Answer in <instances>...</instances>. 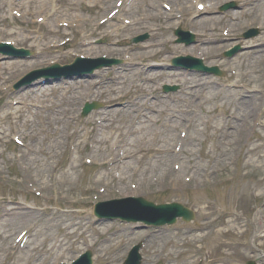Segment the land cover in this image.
Segmentation results:
<instances>
[{"label":"rangeland","instance_id":"374dc122","mask_svg":"<svg viewBox=\"0 0 264 264\" xmlns=\"http://www.w3.org/2000/svg\"><path fill=\"white\" fill-rule=\"evenodd\" d=\"M121 1H124L123 7L127 6L128 13L118 14L114 19L108 20V16L117 11V5ZM226 1L223 0L224 3L218 5L212 14H199L192 0H156L155 10L149 8L152 0H0V42L16 43L18 48L31 50L37 55L27 61L2 60L0 57V264H52L61 249H66L65 261L70 263L78 255L91 251L93 264H122L130 248L139 243L143 246L140 251L142 264H247L249 261L264 264V56L260 65L256 61V64L251 62V66L248 65L250 59L240 57L248 52L247 42H264V10L259 9L253 14L259 19L257 21L249 15L242 19L238 24L241 27H238L235 35L231 33L228 36L224 27L230 24V17L225 16L239 12L242 8L237 4L233 11L221 14L220 7ZM228 1L233 3V0ZM166 6L172 11L168 12ZM171 12L174 17L160 20L161 16H168ZM146 14H154L158 18L150 21L145 19ZM76 16L80 17L82 22L73 19ZM201 17L213 18L216 25L210 27L214 33L210 32V35L205 31L204 35L222 40L218 44L222 48L208 56L205 62L210 67L218 66L224 76H197L206 83L213 82L214 91L206 92V96L217 92L219 98L216 101L203 103L198 98L192 99L186 92H180L179 81H166L167 76L157 78L152 84L144 83L148 89L145 92L135 85L136 82L143 83L139 78L133 77L135 70L130 72L128 78L126 73H119L115 69L96 74L99 83H110L111 86L112 79L118 75L121 81L125 82L115 88L129 93L121 99L119 97L122 94L117 92L113 96L119 98L117 100L113 99L109 86L100 85L101 91H97L96 97L90 91L85 92L84 88L88 85L86 81H90L88 77H82L80 81L55 82L48 86L64 89L69 83L68 85H75V91L78 93H75L78 101L66 106L67 132L61 137L59 146L55 145L54 137L48 138L49 130L43 124L45 116L51 113L48 110L51 101L56 97L46 98L45 108L34 111L38 112V116L28 115V108L23 104H12L15 98H21L20 94L13 92V84L29 72L48 66L52 61L59 60L60 65H67L71 64L75 57L91 55L92 58L119 59L127 65L124 67L126 70L134 69L131 63L125 62V57L128 58L125 54L129 53L135 57L144 50L142 47L146 43V46L153 47L155 43L159 44V41L168 39L164 46L159 44L158 48L149 51L151 55H157L149 62V66L154 67L163 58H170L168 64L171 67L176 52H165V47L186 48L183 44H177L175 30L193 32L196 34L197 44L202 37V30L193 28L191 20L197 23ZM58 20L66 21L64 23L68 27L59 26L62 23ZM105 20L108 22L103 24ZM251 29H258L256 37L244 39V34ZM153 30H158L156 34L159 39L151 38ZM145 34H148L145 44L132 45V38ZM124 39L126 43H123ZM52 40L67 45L57 50L48 49V54L41 53V47L45 48ZM82 41L92 43L83 46L80 44ZM134 46L138 50L133 51ZM235 46H241L245 50L231 60L224 58V53ZM89 47L94 51L87 52ZM196 50L198 48L193 51ZM160 51L164 53L161 54ZM178 56L180 53H177ZM160 66L164 67L162 70H167V67ZM230 68L236 71L238 87L248 85V90L255 89V98H252L251 94H243L238 87H225L232 77ZM167 71L170 73L172 70ZM11 72L14 75L3 86L2 78H9ZM161 72L163 71H156ZM173 74L177 72L174 71ZM195 82L196 79L192 83L193 86L196 85ZM165 84L178 85L180 89L165 95L162 90ZM40 87L33 88L34 92H38ZM195 90L194 88L193 91ZM134 95L135 99L138 97L136 100ZM199 95L200 93H197V96ZM240 96L244 99L241 100ZM161 100L163 101L160 102ZM91 101L104 105L113 101L116 104L111 108L104 107L102 112L119 109L121 104L127 101H141L144 109L148 110L146 114L157 118L158 131H163L161 123L165 127L166 124H171L172 127L178 125V119L175 117L182 114L181 110H187L189 116L180 123L175 136L179 141L180 132L184 129L186 120L190 118L196 126L188 129L187 138L194 142L184 145L179 159L166 162L157 172H144L141 175V185L137 178L127 179L124 181L126 189H123V185H119L120 178L114 175L115 171L109 172V167L102 169L101 156H96L95 153L93 156L90 153L91 145L88 143L93 138L90 133L94 126L98 125L100 117L82 118L80 112L85 102ZM244 104L246 107H254L245 113L247 108L242 106ZM165 109L167 113L160 114ZM17 111L18 115H12V112ZM131 111L127 117H120L121 122L114 123V127L138 128L143 110L137 108L132 116ZM229 114L243 119L247 128L242 136L234 137V130L226 129L230 133L227 140L230 147L221 146L216 151L214 142L209 138L215 130L210 127L214 125L219 128L221 121L229 123L226 118ZM71 117L74 120H70ZM28 119L34 124L33 130L26 126ZM111 119L114 118L110 116L109 120ZM14 128H17L19 133L15 132ZM72 129L80 131L82 135L88 133V136L82 137L80 146L74 148V151L72 144L75 141L71 136L66 137ZM115 132L116 130L103 133L107 140L110 139V143L98 146L100 152H103L102 147L107 149L105 157L109 154L113 138L117 137ZM222 133L223 131L218 130L219 138ZM139 135L141 132L131 134L127 140ZM14 138H19L21 145L15 144ZM168 143L171 150L175 151L176 141L172 143L170 139ZM26 144L37 151L34 156L26 152ZM161 147L163 143L160 141L152 143L149 153L151 151L153 154V149L158 150ZM250 151L252 152L249 153ZM153 156L155 157V154ZM153 156L147 158V163L152 164L156 160ZM223 156L226 158L220 159ZM188 159H191L192 163L193 160L196 162L199 166L198 172H195L194 167L188 166ZM126 162L134 163V159L127 158ZM138 164L134 163L137 172L131 171L137 176L141 170ZM183 166L187 169L182 172ZM62 179H67L69 184L57 185L56 182ZM178 181L185 186L179 187ZM138 189L140 193L134 194ZM128 196L144 197L158 204L180 203L193 210L196 219L192 223L179 220L173 226L146 228L141 223L125 224L106 219L103 220L105 222H99L93 215V204L96 201ZM8 208H19L20 211L15 212L18 214L31 212V218L25 217L26 220L22 223L19 215L3 217L4 209ZM30 225L37 229L34 236L28 240L27 248L23 251L13 249L11 243L15 236L21 230L26 231ZM106 228H110L109 232ZM107 233L114 237L110 242L103 241ZM94 242H97L96 246ZM57 245L59 246L55 249Z\"/></svg>","mask_w":264,"mask_h":264},{"label":"bare ground","instance_id":"6f19581e","mask_svg":"<svg viewBox=\"0 0 264 264\" xmlns=\"http://www.w3.org/2000/svg\"><path fill=\"white\" fill-rule=\"evenodd\" d=\"M155 1L156 0H152L151 4L149 5V8L152 10H155V8L157 6ZM204 1H205V4H207V6L204 7V11H206V13H211V14L216 11L215 9H216L217 5H221L223 3V0H200L199 2L196 3V7L199 5H202V4L204 5V3H203ZM235 2H237V4L242 8V10L239 12H232V14L230 16H225V17H230L229 18L230 24L227 27L229 28V33L230 34L232 33L233 36L235 35L236 31L238 30V27H239L238 24L242 21V19L247 18L249 15L250 18L254 19V21H257L259 19L254 17L253 14H255L256 11L259 9L264 10V0H235ZM252 2H254V4H252ZM168 17H172V16L170 15V16H167V18ZM156 18H158V16H155L154 14H146L145 15V19H148L150 21H155ZM73 19H75L79 22H82L80 17L76 16V17H73ZM58 22L61 23L62 20L61 21L58 20ZM191 22L193 23V28L202 30L203 35L201 34L202 37L198 41V44L188 47L189 49L183 50L184 52H186L187 54H190V55H195L198 57L205 58V57H208L211 54H213V52H215V51L217 52L220 50V48H222V46L218 45L219 42H222V40L218 39L217 37L212 38L209 35H204L205 31L206 32L208 31L209 34H210V32L214 33L213 29L210 30V27L216 26L213 18L201 17L198 19L197 23H195L194 20H191ZM71 24H72V22H71ZM157 31L158 30L152 31L151 38H158V39L160 38L156 34ZM170 39L172 40V38H170ZM171 40H169L170 43H171ZM166 42H168V39L163 40V41H159V44L164 46V44ZM159 44L155 43V45L152 47L151 45L146 46L147 45V43H146L145 46L142 47L144 50H142L141 53H139L135 57H132V59H129V63L132 64L134 69H127L126 70L124 67H127V65H123L117 71L119 73H121V72L126 73L125 75L128 78L130 75V72L135 70L136 72H135V75H133V77L136 79L139 78L141 81H143L142 84H137V82H136L135 85L137 88L144 90L145 92H147L148 89L145 87L144 83L148 82V84H152L151 82L156 80L157 78L167 76V77H165L166 81H172V82H176V80L179 81L182 93L184 94L186 92L187 96H190L192 99H194V97H195V98L200 99V101H202L203 103H207V102L214 101V100L216 101L219 98V94L217 92L211 94L210 96H206V92H210V91L213 92L214 91L213 90L214 87H212L213 86L212 82L206 83L203 81V79L197 78L196 75L190 74V73L182 71V70H175V72H177V74L174 75L173 74L174 71H171L169 73V71H167V70H157V69H153L152 67H150L149 62L152 59H154L157 55H151L149 51L151 49L158 48ZM39 45H40V43H39ZM246 45H247L248 52L240 55V57L250 59L248 62L249 66H251L250 65L251 62L255 63L256 61H258L259 65H260L261 61H263V56H264V42H261V40H254V41L247 42ZM195 48H198V50L193 51ZM48 49H49L48 45H46L45 48H44V46L41 47V53L48 54L49 53L47 51ZM132 50L136 51V50H138V48L136 46H134V48L132 47ZM179 50H180V46H175V47H169V48L165 47L164 51L169 52V53L176 52L175 54H177L179 52ZM92 51H94L92 49V47L87 48V52L91 53ZM164 51H160V53L163 54ZM204 51H206V52H204ZM169 60H170V58H163L159 64L167 67ZM156 71H163V72L156 73ZM13 75L14 74L11 72L9 74V78L7 76L6 77L4 76L2 78L3 84L7 83V81L10 80V78H12ZM194 79H196V82H195L196 85L195 86L192 85V83H194ZM97 80H98V78L95 77L94 79H92L90 81H86L88 85L86 86V88H84V91L85 92H86V90L88 92L90 91V93H94L93 96L96 97L97 91L98 90L101 91L100 85H104V87L105 86L110 87L109 92L112 93V97L115 96L117 94V92L118 93L120 92L119 94L120 95L122 94L121 99H123L124 95L129 93V92L123 93V91H121L120 88H118V90L115 88L116 85L119 86L120 83L122 84V82H124V81H121L122 79H120L119 75L115 76V78L112 79L113 83L111 86H110V83H102V82L99 83V82H97ZM78 83L80 84L81 82H78ZM68 84L69 83H67V88H64V89H60L58 87L52 88L50 86H41L38 89V92H34L33 89H28L26 91H23V89L22 90L19 89V91H18L19 93H17L18 95L20 94V96H21V98L19 97V100H21L22 103L26 102V107L28 108L26 113L30 116H32L34 114H35V116H38V112L35 113L34 111L41 110V109L45 108L44 102H45L46 98L52 97V96L56 97V99L51 101V105L48 108V110L51 112L50 115L45 116V118L43 119L45 121L43 124L47 127V129L49 130L48 132L50 133V135H48V138H49V136H51V138L54 137L55 138L54 140H56L55 141L56 146L60 145L61 137L67 132L68 121L65 122L66 112H67L66 106H70L72 104H75V102L78 101V97L77 98L75 97V93H77V91H75V89H77V88H74L75 85H68ZM228 85H229V88H237V78L232 76L230 78V81L228 82ZM194 88L196 89L195 91H193ZM238 88H239V90L242 91L243 94H247V95L251 94V95H253L252 98H255V93L257 92V91H255V89H253V91L248 90L249 89L248 85H244L243 87H238ZM82 89H81V92H82ZM58 90H59V92H58ZM57 92H58V94H56ZM197 93H200V95L197 96ZM238 96H239V94H238ZM240 98H241V100L244 99L243 96L242 97L240 96ZM113 99H116V98L113 97ZM117 99H119V98H117ZM145 99H147V98H145ZM229 99H231V98H229ZM162 101L163 100H161L160 102H162ZM232 102H234V101L232 100ZM108 105L115 106L116 104L113 101H109ZM242 106L245 107V109L247 108L245 110V113L247 112V110H249L250 108L252 109L254 107V106L246 107L245 104ZM255 106H257V104ZM137 108H140L143 110V114L140 117L138 128H130V127L124 128V127H118V126L116 128L114 127V123L121 122L120 117H122V116L127 117L131 110L132 111H131L130 115L131 116L134 115V111ZM256 110L257 109H255V111ZM147 111H148L147 109H144L141 101H139V102L131 101L127 105L121 106V108L116 109V110L111 111V112H108L107 110H105L103 112L102 111H99V112L95 111V112H92V114H90V117H100L99 121H98V122H100V125H96L95 128L93 129V131H91V133H90L93 135V138H92V141H90L89 143H91L94 146L96 145V148L95 147L93 148L92 153H95L96 156H101L102 160L108 161L107 162L108 167H110L112 170L115 168V170L117 172H119V178H120V182H119L120 184L119 185H121V186L123 185V189H126V186L124 183L125 180L137 178L139 181V185H141V180H142L141 175L144 172H148V171H150L151 173L157 172L160 168L165 166L166 162H168L170 160L179 159V155H181V154H175L172 152L171 146L168 143V141L170 142V139H171L172 143H174L175 141H176V143L178 142V138L176 139V136H175L176 130L181 125L180 123L183 122L185 115H188L189 112L187 110H182L184 113H182L180 116L175 117L178 119V122H179L178 125L172 127L171 124L170 125L166 124V127H165V125L161 123V127L163 128V131L162 130L158 131L157 127H159V126L157 125V123H158L157 118H154L152 116L149 117L146 114ZM164 113H167L166 109L160 112V114H164ZM206 114H207V112H206ZM110 116L114 119L109 120ZM70 120H74L73 117H71ZM227 120H229V123H228V121H224V122L221 121V123H219V128L215 127L214 125L212 127H210L211 129L215 130V133L213 135L209 136V138H211V140L214 142V149L216 151H218L219 148L224 145L223 141L229 137L230 133L226 129H233L234 130L233 137H234V135L235 136L236 135L242 136V133H244V131L247 128L246 123L243 122V119H239L238 117H235L234 114H229L227 117ZM107 122H108V124H107ZM148 122H151L150 125L146 124ZM192 123H193L192 126L195 127L196 125H194L195 124L194 121H192ZM209 124H211V122H209ZM23 125H24V122H23ZM44 125H43V128H44ZM207 125H208V123H207ZM26 126L31 128L32 130L34 129V124L29 119L26 120ZM113 130H116L115 135L117 137L113 138V141L110 145V148L112 147V149H113L112 154L105 157V152L107 151V149L102 147V150L104 152L103 153V152H100V149H98L99 148L98 146L101 147L102 145H106V144L110 143V139L107 140V138H105L103 136V133H105L106 131H113ZM218 130L223 131L221 138L218 137ZM142 131H143V133H142ZM30 132L34 133L33 131H30ZM136 132L137 133L141 132V135L127 140L128 136H130L131 134H134ZM70 136L75 141V143L72 144L73 147L75 149H77L81 144L82 137L88 136V133L85 132L82 135V134H80V131L72 129L71 133L66 134L67 138H69ZM33 137H35V134L33 135ZM159 141L163 143V147H161L158 150H156V149L152 150L153 154H155V157H154L153 154L151 153V151L149 153V147L152 143H157ZM192 142H194V140L186 139L183 142V145H185L187 143L193 144ZM229 147H230V145H229ZM119 148L122 149L121 151H123L122 156H120L119 154L116 155V153H115V151H116L115 149H119ZM49 150L51 153V148H49ZM252 151H250L249 153H251ZM27 152L31 153V155H33V156L37 153V151L32 147H28ZM109 152H111L110 149H109ZM151 154H152L153 158L156 159L152 164L147 163V158L152 157ZM127 158L134 159V163L135 164L139 163L138 165L141 166V170L138 172V176L131 172V171L137 172L136 171L137 168L134 167V163L126 162ZM224 158H226V157L223 156L220 159H224ZM188 160H189L188 166L194 167L195 172L196 171L198 172L199 166L196 164V162H194V160H193V163H192L191 159H188ZM35 162H36V160H35ZM37 162H39V161L37 160ZM105 166H106V164L103 165V168H105ZM186 169H187V167L183 166L181 171L183 172ZM30 170H31V168H30ZM70 177L71 176H69V178ZM107 179H105V181H107ZM67 183L69 184L67 179H62V180L56 182L57 185H63V186L66 185ZM177 183H178V186L181 188H183L185 186L184 184H181L180 181H178ZM136 193L139 194L140 190L138 189L137 192H135L134 194H136ZM16 211H20V209L19 208L4 209L3 217H14L16 215L17 216L19 215V216H21V222L24 223V220H26L27 217L29 218L31 216V212L26 211V212L18 214V213H15ZM13 213H15V214H13ZM14 223H16V222H14ZM101 224L105 225L103 223H101ZM18 228H19V226H17V229ZM106 229H107V232H109L110 228H106ZM113 238L114 237H111L109 235V233H107L106 238L103 239V241L104 242L105 241L110 242V241H112ZM57 248H58V246H55V249H57ZM61 251H62V249H61ZM60 256H61V254H59L58 257H55V259L58 260L60 258Z\"/></svg>","mask_w":264,"mask_h":264},{"label":"water","instance_id":"95a60500","mask_svg":"<svg viewBox=\"0 0 264 264\" xmlns=\"http://www.w3.org/2000/svg\"><path fill=\"white\" fill-rule=\"evenodd\" d=\"M146 206V205H144ZM142 206V207H144ZM145 208V207H144ZM160 212H162L163 215H165L164 217L166 218H162V220L155 222L154 224L156 225H163L164 223H173L175 218L178 217H183L185 220H189L191 218V214L183 209L181 206L178 205H171V206H166L164 208L159 209ZM88 259V257H87Z\"/></svg>","mask_w":264,"mask_h":264}]
</instances>
